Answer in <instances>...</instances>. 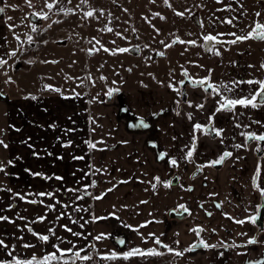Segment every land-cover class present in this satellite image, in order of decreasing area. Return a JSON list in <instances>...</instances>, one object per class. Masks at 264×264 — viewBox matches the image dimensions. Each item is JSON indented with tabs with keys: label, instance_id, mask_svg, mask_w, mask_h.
Here are the masks:
<instances>
[{
	"label": "crops",
	"instance_id": "crops-1",
	"mask_svg": "<svg viewBox=\"0 0 264 264\" xmlns=\"http://www.w3.org/2000/svg\"><path fill=\"white\" fill-rule=\"evenodd\" d=\"M31 4V7L40 10L45 0H31ZM28 6L27 0H0V7L5 8V12L0 13V58L4 59L10 48L7 17L15 13L23 15ZM77 9L72 14H77ZM70 17L73 16L70 14ZM66 37V45L71 44L73 35ZM155 82L148 85L136 82L122 86L108 85L102 91L93 90L94 87L85 82V85L79 84L78 90L67 93L65 90H46L41 84L39 89L33 91L37 92L32 96L35 99L19 96L8 103L9 146L13 162L9 170V181L4 185L0 199V216L9 218L8 221H0V239L8 245L7 251L20 259L53 252V245L57 244L61 248L75 245V250L83 249L86 252L89 239L99 250L111 251L119 248L111 237L118 227L130 229L125 249L152 246L154 238L149 234L154 233L157 237L166 234L163 214L169 206L180 203L184 196L181 186L165 187V182L177 171L181 177L187 175L194 168V159L198 163L207 164L222 149L232 150L234 154L221 170L218 181L212 182L210 192L218 191L227 206H230L227 199L233 197L236 205L242 208L239 216L234 215L235 221L249 216L255 203L249 191L256 161L251 152L236 145H243L241 129L249 122L251 114L260 122L255 127L264 131V106L256 108L254 113L248 107L237 106L233 111V121L227 123L216 120L214 125L217 129H223L222 134L213 139L206 135L200 137L196 153L193 151L189 159L187 152L193 142L194 125L206 122L210 113L215 116L227 114V111H216L218 101L225 96H246L247 89L238 86L232 95L221 88V95L214 94L212 99L206 101L202 91L194 100V88H189L190 100L194 101L189 100L177 113L174 108L177 91L169 87L170 84L175 87V83L167 80ZM217 85L230 84L228 81H218ZM51 86L61 90L54 84ZM112 88L123 92L126 104L137 116L150 118L157 112L168 110L154 120L156 133L153 139L158 150L166 153V160L159 159L158 150L148 143V131L130 129L126 119L119 116L118 104L107 99V91ZM248 90L252 92L250 87ZM74 92L80 95L76 97ZM197 105H203V108ZM241 110L245 111L244 123L237 117ZM233 126L236 130H233ZM69 129L71 131H67ZM68 141L72 142L71 145L64 147ZM87 141L96 144V148L89 149ZM74 156H82L84 159L76 160ZM171 159L177 160L176 166L170 164ZM260 161V182L264 186V156ZM247 163L248 168L243 171ZM207 169L211 173V169ZM89 171H93L95 186L91 184ZM57 176L63 177V180L55 179ZM155 177L160 178L159 183ZM153 183L156 184L155 189L152 188ZM235 188H238L239 194L232 190ZM68 189L79 191L71 192ZM228 190L230 196L227 195ZM40 192H52L54 196L42 197L37 195ZM86 192L90 195H86ZM78 196L82 199H77ZM97 196L102 198L95 199ZM32 200L36 203H31ZM92 201L93 206L90 205ZM50 204L55 207L49 208ZM227 211L232 212V209ZM61 213L65 215L61 216ZM40 216L45 219L38 220ZM94 216L105 219L93 220ZM235 221L231 224L221 216L215 219L203 234L208 244L216 247L195 254L184 251L181 264H242L246 255L253 258L261 254L264 250V230L257 245L250 247L246 242L253 234L252 229L249 225L242 227ZM64 225L82 235L73 236L65 230ZM193 225L192 220L178 222L171 227L167 237H172L169 239L171 243L180 239L179 246L185 250L194 240ZM29 228L35 233L49 235V241L39 240L28 231ZM174 228L180 231L176 238L172 234ZM100 233L108 235L97 241L95 237ZM58 238H62L63 242ZM26 244L33 247H24ZM225 245L228 246L227 258L222 262L218 250ZM11 258L0 247V259ZM75 264H95V261L91 257L88 261L76 260Z\"/></svg>",
	"mask_w": 264,
	"mask_h": 264
},
{
	"label": "rangeland",
	"instance_id": "rangeland-1",
	"mask_svg": "<svg viewBox=\"0 0 264 264\" xmlns=\"http://www.w3.org/2000/svg\"><path fill=\"white\" fill-rule=\"evenodd\" d=\"M119 1V4L123 5V10L117 15L115 24L112 20L101 17L96 27L89 28L83 18H80L79 11L75 15L71 13L73 17H69L70 19L68 18L64 24L52 29L53 32L49 34L41 54H39L38 63H36V59L33 61L34 57L28 55L25 63L30 64L31 67L27 71L11 76H2L1 74L0 84L4 92L8 93L6 95L8 100L12 101L13 98L19 96L32 97L35 93L33 91L39 89L41 84L44 89H46L45 85L54 84L56 87H60L61 91L65 90L67 93L78 90L79 84L85 82L87 85L91 84L90 86L94 87L93 90L102 91L106 90L108 85L122 86L132 82L148 85L156 83L155 81L167 80L176 83L185 71L188 76L193 78L213 75L219 65L215 63L214 56L206 58L200 51L201 47L196 46L200 35L219 25L225 26L230 33L244 35L251 30L254 22L264 23V0H168L167 5L164 0H140L139 2L146 4V9L141 10L140 13L144 12L148 15V26L151 31L156 32L160 39L171 45L166 50L167 58L152 59V61L141 59L140 61L138 57H131L127 53L103 50V48L115 50L126 47L127 35L136 31V26H132L130 20H126V14L132 18L138 16L131 13V6L136 1ZM112 3L113 0H100L101 8L107 10L108 13L111 8L114 9ZM177 12H183L184 15L179 16L176 14ZM257 12L261 15L256 16ZM156 13H159V16ZM195 14L198 15L196 20ZM8 17H12L11 20L7 19L6 21L8 25H13L12 28L8 27L9 46L13 48L16 46L15 44L26 41L31 34V25L27 20V13L23 15L15 13L14 16ZM227 20H232V23L228 24ZM196 21L198 25H194ZM106 27H110L113 31H104L103 29ZM117 32L121 35L117 36ZM61 34H72L73 42L65 47L57 46L55 42ZM17 36H19V40ZM177 37L185 42L195 40L196 44L172 43V40H176ZM233 39L234 37L231 40ZM231 40H225L226 42L221 40L220 42L228 49L225 59L222 61L224 67L222 65L220 67L221 73L230 77L244 76L248 78L251 76L257 78L264 76V68L258 63V61L264 60V41L249 39L232 44L229 43ZM96 41L100 43L97 44ZM51 42L53 43L51 44ZM92 43L100 47V51H96L93 55H87L86 48L94 47L91 45ZM220 49L218 52L221 53ZM136 64L138 67L135 66L134 71L128 75V67L133 68ZM9 78H11L10 81ZM178 84L179 80L175 89L178 88ZM8 110L6 101L0 100V140L8 145L7 148L0 145V168L3 169L0 171V199L2 198L1 194L3 195L4 185L9 181V170L12 163L8 162H13V158H11L13 154H10L9 146ZM89 172L94 180L93 171ZM90 190L88 191L90 192ZM1 208L2 204L0 203V211H2ZM199 212L197 205L194 206V217L198 216ZM201 225L202 223H198V226Z\"/></svg>",
	"mask_w": 264,
	"mask_h": 264
},
{
	"label": "flooded vegetation",
	"instance_id": "flooded-vegetation-1",
	"mask_svg": "<svg viewBox=\"0 0 264 264\" xmlns=\"http://www.w3.org/2000/svg\"><path fill=\"white\" fill-rule=\"evenodd\" d=\"M136 2L131 6L132 7V11L131 13H133L134 15H138L134 18L127 16L126 20H130V23L132 24V26H136V31L134 33H132L131 35H127V38L125 41H127V46L124 48H128L129 51L126 52L127 54L131 55V57H138L141 61L142 60H158L160 58H167L168 57V53L166 52L167 47H165V45H168L169 43H165V41L163 39H160L159 35L156 32H152L150 27L148 26V15L144 14V12H141V10H145L146 9V4L139 2L140 0H135ZM51 2V1H49ZM120 1L119 0H113V5L114 9L111 8L110 12L108 13L107 10H105L104 8H101L102 4H100V0H87V3H82V0H59V3L50 11L45 4L43 5L42 9H35L33 7H29L27 9V14L28 11L31 9L35 10L37 13H42V12H46L48 13V18L44 19L43 18V23L42 24H38L35 25L38 26V28H36V31H32L33 25H31V36L33 38L32 42H28V40L26 39V41L24 43H20L19 44H15L16 46L13 48H9L8 52L6 54V57H4V59L7 61V64L4 65L3 67H0V75L2 74V76H11L12 74L15 73H22L24 71H27L28 68H30V64L25 63V59L28 57V55H31V57H34V60L36 59V63H37V59H39V54H41V51L44 47V43L46 42V39L49 37V34H51L55 28H57L59 25L64 24L67 20L68 17H70V14L72 12H69L67 15L63 12L60 11V8H64V9H68L71 8L73 9V11L76 9V7H78V11L80 13V18H83L84 22L87 24V26H89V28H94L97 25V22L102 18L105 19H110L112 20V22L115 24V21H117L116 19L118 18L117 15H119V12L121 10H123V5L119 4ZM89 10H95V15L94 17H85L84 13L89 11ZM103 11V14H100V11ZM196 16H194L195 20L198 17L197 14H195ZM137 19V20H136ZM108 23V21H107ZM93 24V25H92ZM194 25H198V22H194ZM198 27V26H197ZM242 32V31H241ZM234 33V32H233ZM151 34V35H148ZM211 34L213 36H218V40L221 42L225 41V40H231L233 37H230V31L226 30V27H221V25H219L217 28H213L210 29L208 31H206L204 34L200 35V40L199 42L196 44V46L198 45L199 47H201L200 51H202L203 56H205L206 58H215L214 61L215 63H217L219 66L217 67L216 71L214 72L213 75H209V76H203V77H199V78H193L190 76H185L184 73L182 75H180L179 77V82L180 81H184V84L181 85L180 83L178 84V91H177V96L175 98V103H174V108L175 111H178L181 109L182 105L187 104L188 102H190V95L188 93L189 88H194V100L196 99V97H198L202 91L203 95H204V100L208 101L210 99H212V97L214 96L215 93H213L212 89H208V91H205L204 87H200V86H194L191 83V79H203L205 77H208V81L207 83H211V84H216L218 81H228L230 86L232 87V89L234 90L236 87L238 86H242L245 87L247 89V95L249 93H253L258 85H249L247 83H237V84H233L232 82H241V81H248V80H264V76L262 77H257V78H253V77H230V76H226L224 75V73H221V65L224 67V64L222 63L223 59H225V53L228 51V49H226L223 46V43H215V47L213 48V50L210 52L208 50V47L214 43V42H206L203 40V37L205 35ZM219 34V35H218ZM55 39L53 38V41ZM66 40L67 37L64 34H61L60 37H58L57 42H55L57 44V46L60 47H65L66 45ZM163 40V43H161V41ZM175 41L174 39L172 40ZM152 42V43H150ZM226 42V41H225ZM53 42H51L52 44ZM91 45H93L94 47L90 48H86V54L87 55H93L95 54L96 51L93 52H89V49L91 48H97L99 49L98 51H100V47H97L94 43H92ZM221 48L220 50H222V52H219V55H216L215 52H218V49ZM219 50V51H220ZM16 51V55L15 56H11L10 53ZM209 51V52H208ZM38 52V55H37ZM163 52L164 55L161 56L159 53ZM84 54V52H83ZM135 55V56H133ZM221 59V60H220ZM163 60V59H161ZM39 61V60H38ZM264 61V60H263ZM263 61H258L259 66H261L262 63H264ZM222 63V64H220ZM138 64L134 65L133 68H129L128 67V75L130 73H132L134 71L135 66H137ZM86 66V65H85ZM220 72V73H219ZM188 74V73H187ZM89 78V77H88ZM178 80L176 81V83L178 82ZM175 83V85H176ZM206 87V85H205ZM250 87V89L252 90V92H250V90H248ZM176 88V86H175ZM233 90L231 91L232 95H233ZM200 91V92H199ZM37 92H35L34 94H36ZM39 93V92H38ZM41 93V92H40ZM43 93V92H42ZM41 93V94H42ZM0 94H4V98L0 100H4L7 103V107H8V103L10 102L8 100V93L4 92V90L1 87L0 84ZM109 97V96H108ZM107 97V99H108ZM235 98V97H234ZM109 101H115L116 104H118V113L119 116L126 119V122L128 124V126L130 127V129H139V130H146L149 132V139H148V143L152 144L153 146H155L156 151L158 150V145L156 144V141L153 140L154 139V135L156 133V128H154V120L156 118H158L161 114H165L166 112H168V110H162L160 112H157L155 114H153L152 116H150V118H144L142 116H137L134 113H132V111L130 110L129 106L126 104V100H125V96L123 94L122 91H117L114 92L113 95L111 96L110 99H108ZM190 100V101H189ZM193 100V101H194ZM191 101V102H193ZM239 106V105H238ZM219 107V106H218ZM217 107V108H218ZM240 107V106H239ZM252 112L255 110L251 107H248ZM235 111V109L233 110ZM232 112L227 111V114H223L222 116H215L214 113H210L207 116V121L204 123H199L202 126H205L204 128L200 129V130H196L194 128V138L192 145H191V149L193 150V146H194V153H196L195 150H197L198 145H199V140L200 137L206 135L207 138L213 139V138H217L219 136H216L215 133H210V134H205V129L207 128H216L215 127V121L217 120H223L227 123L233 121L234 119V114ZM9 112V110H8ZM254 113V112H253ZM256 113V111H255ZM244 114L245 111L241 110L239 111L237 117L238 120L244 123ZM8 115V113H7ZM209 117H212L211 121H209ZM143 119L145 124H148L147 128H139V127H134V125L139 124L140 120ZM132 121V122H131ZM258 121L257 118H255V116L253 114H251L249 122L245 123L246 125L241 129V135L242 133H248V132H255L257 134H264V131H261L259 128H256V122ZM233 130H236V127L233 126ZM242 137V144H245V136H241ZM264 141H247V146L244 147V149L248 150L249 152H251L253 154V157L256 161V166H255V170L253 173V177L256 175L257 172V167L259 166V169L261 168V159L264 156ZM257 147H259L262 151L259 154V151H257ZM157 152L161 153L162 150H158ZM224 152H231L232 156L234 154V152L232 150L229 149H222V151L215 155L214 157L210 158L208 160L207 164H203V163H198L195 161L194 159V168L188 172L187 175H185L184 177H181L182 175L177 171L175 172L172 176H170V180L172 178H174V176H176L178 178V182L176 184H171V186L173 187H179L181 186L183 188V192H184V196H183V200L180 201V203H175L171 206H169L165 212H164V218L166 220V234H164V236L160 237V239L162 240L163 244H167L170 247L178 250V251H184L180 246V239L179 241H174V243L170 242V238L172 239V237L168 236V232L171 229V227L174 224H177L178 222H188L190 220H192V222L194 221V228L193 229H204L203 231L199 232V235L196 234V232L193 231L194 233V240L191 241L190 245L188 246L187 249L191 248V251H185V252H189V253H197L201 250H204L206 248H204L202 245H199V241L203 240L205 241L207 244V238H204V230H207V226L209 227L210 224H212L214 222L215 219H217L219 216L225 218L228 222H230L231 224H234L235 221V216H239L240 214V208L238 205H236V202L233 200V197H229L227 200L229 201L230 206H227L225 204V202L221 199V197L219 196V192L218 191H214V192H210L211 191V187L213 185L212 182H216L219 179L220 176V172L221 170L226 166V164L228 163L227 161L232 158L231 157H227L224 159V161L221 164H216L213 165L211 162L214 160H217L220 158L221 155H223ZM158 153V154H159ZM201 156V154H200ZM167 156H165V158L163 160H166ZM234 164V163H233ZM207 167H209L211 169V173L208 172ZM248 168V163L242 168L243 171H245ZM90 173V172H89ZM253 177H252V182L250 185V195H251V199L254 200V209L252 210V212L249 214H253L257 211V206L259 205H264V196L261 195L259 189L257 187L254 186L253 184ZM92 180V179H91ZM95 180H92V182ZM92 184V183H91ZM256 184H258L261 188H264V186H262L261 182H260V175L259 178L256 180ZM233 191H235V193L239 194V190L238 188L232 189ZM89 192V191H88ZM91 192V191H90ZM89 192V193H90ZM228 196H230L229 190H228ZM231 196H234V194H232ZM185 205L188 209L189 212L185 213L183 217H179V216H172L169 215L171 210L173 211V209H177L178 205ZM243 204H246L245 202ZM91 206L92 203L90 204ZM199 208L200 212L198 213V216L194 217V206ZM219 205V207L217 206ZM227 209H232V212L227 211ZM242 209V208H241ZM260 218H262L263 220H261L260 218L258 219L261 220L260 223H256L255 225L250 223V222H245L244 224H241L242 227L249 225L250 228L253 231V234L250 236L251 237H255L256 240L259 242L260 241V237L261 234L263 232L262 229H264V208H260ZM174 213L176 212V214L178 215L179 212L177 211H173ZM210 213V215H209ZM246 218H244L245 220ZM198 223H202V227L198 226ZM197 226V227H195ZM229 229V228H226ZM179 232V233H178ZM130 233V229L126 228V227H118L115 228V231L111 234V237L113 239H115V242H117L118 244V249L115 250H99L95 244L93 243L92 240H88V249L86 250V252H81V255H89L91 256L94 261L95 264H116L114 263V260H107V259H102L103 256L110 254L111 252L115 251L118 255H121L123 252L129 251L128 249H125V243L123 245L119 244L118 241L119 240H126V236L127 234ZM172 234L173 237L176 238V236H178L180 234V231H178V229L174 228V230H172ZM178 242V243H177ZM194 245H196L195 247H193ZM257 245V244H254ZM254 245H249L254 246ZM156 247L158 248L159 251L164 252V255H162L165 259L167 258L168 260V264H181L180 259L184 256H175L174 253H169L167 252V250L165 248L162 247V245H152V246H145L142 247L141 249H148V248H153ZM227 245L223 246L220 250H218L219 254H220V260L223 262L224 260H226L227 258ZM75 251V249H74ZM184 252V254H185ZM51 253V252H50ZM35 255V254H34ZM38 258L43 257L44 255H35ZM31 258V257H30ZM249 261H262L264 262V250L261 252V254H259L256 257H250V255H246L245 259L243 261L242 264H249ZM55 262V261H54ZM57 263V262H55ZM128 264H138L134 261H127ZM59 264H63V261H60ZM69 264H71V261H69ZM186 264V262L184 263ZM222 264V263H221Z\"/></svg>",
	"mask_w": 264,
	"mask_h": 264
},
{
	"label": "snow or ice",
	"instance_id": "snow-or-ice-1",
	"mask_svg": "<svg viewBox=\"0 0 264 264\" xmlns=\"http://www.w3.org/2000/svg\"><path fill=\"white\" fill-rule=\"evenodd\" d=\"M29 7L32 6L31 4V0H27ZM165 4H168V0H164ZM59 3V0H51V2H49V0H45V6L51 11L57 4ZM82 3H87V0H82ZM169 7L171 5H168ZM14 7V6H13ZM60 11H63L66 15L69 12H72L73 9L68 8V9H64V8H60ZM5 12V8L4 7H0V13H4ZM100 14H103V11H100ZM179 16H183L184 13L183 12H177L176 13ZM37 15L42 16L44 19L48 18V13L46 12H42V13H38ZM85 17H94L95 15V10H89L87 12L84 13ZM157 16H159V13H156ZM261 14L259 12L256 13V16H260ZM163 18V17H162ZM8 20H11L12 17H7ZM228 24L232 23V20H227L226 21ZM9 28H12L13 25H8ZM104 31L107 32H112L113 30L110 27H106L105 29H103ZM32 31H36V27L35 25H33ZM117 36H120L121 33L117 32L116 33ZM219 35V34H218ZM229 35H232L234 37L233 40L229 41V43L232 44H236L238 42L241 41H245V40H249V39H258L261 41H264V23H260V22H254V26L251 27V30L244 35H237L236 33H230ZM17 39L19 40V36H17ZM28 42H32L33 38L32 36H28L27 37ZM203 40L206 42H214L212 43L209 47L208 50L212 51L213 48L215 47V43H220V41L218 40V36H213L211 34L205 35L203 37ZM188 43L191 45H195L196 41L195 40H189V41H183V40H179V38L177 37L175 41H173V43ZM97 44H99V41H96ZM114 43V42H113ZM163 43V41L161 42ZM101 47H103L101 45ZM165 47H171V45H165ZM99 49L97 48H91L89 49V52H93V51H98ZM103 50L105 52H109V51H113V52H120V53H126L129 51L128 48H118L115 50H110L107 48H103ZM161 56L164 55L163 52L159 53ZM216 55H219V52H215ZM11 56H15L16 55V51H13L10 53ZM45 63H47V61H45ZM53 63H56V61H53ZM7 64V61L3 58H0V67H3L4 65ZM261 67L264 68V63L261 64ZM184 75L187 77V71L184 72ZM11 78H9L10 81ZM103 79V77H102ZM191 83L194 86H200V87H204L205 91H208V89H212L213 93L217 94V95H221V88L224 89L225 92H231L233 89L230 85H216V84H211V83H207L208 81V77H205L203 79H191ZM7 82V81H6ZM181 85L184 84V81H180L179 82ZM233 84H237V83H247L249 85H258L257 89L253 92V93H249L246 96L243 97H238V98H230V97H223L221 100L218 101V105L219 107L216 109L217 112L219 111H229L232 112L238 105L239 106H243V107H251L253 109L259 108L261 106H264V80H248V81H241V82H232ZM206 85V87H205ZM169 87H173L174 90L175 87L173 85H169ZM45 88L48 90H53L56 92H60L61 90L58 88H53L51 85H45ZM119 91V89H109L107 92V95L109 97H111L113 95L114 92ZM80 94L79 93H75L74 92V96L78 97ZM64 98H68V97H64ZM32 99H35V97H32ZM197 107L199 108H203V105H197ZM189 118H191V115H189ZM212 117H209V121H211ZM256 123H260L259 121H257ZM135 127H144L147 128L148 125L144 123L143 119L140 120L139 124L134 125ZM205 126H202L199 123H196L194 125V128L196 130H200L202 128H204ZM67 131H71V129L67 130ZM215 133L216 136H220L223 132V129H217V128H207L205 129V134H210V133ZM243 136H245V144L244 145H236V147H246L247 146V141H264V134H257L255 132H248V133H242ZM71 141H68L67 144H64V147H68L71 145ZM87 146L89 149H94L96 148V144L92 143L91 141H87ZM0 145H2L3 147L7 148L8 145L5 144L3 142V140H0ZM193 150H194V146H193ZM193 150H189L187 152V158H191L193 156ZM257 151H260L261 149L259 147H257L256 149ZM166 156V153L161 152L159 153V159L163 160ZM232 153L231 152H224L223 155L220 156L219 159L212 161L211 163L213 165L216 164H221L225 158L227 157H231ZM73 159L76 160H82L84 159V157L82 156H74ZM9 164L12 163V161L8 162ZM170 164L172 166H176L177 165V160L176 159H171L170 160ZM3 169L0 168V171H2ZM259 174H260V169L259 166L257 167V172L256 175L253 177V184L255 187H257L261 193L262 196H264V188H261L258 184H256V180L259 178ZM35 175L39 176L41 175L40 173H35ZM48 179H51V177H48ZM55 179L57 180H63V177H55ZM155 180L159 183L160 182V178L159 177H155ZM126 182V181H124ZM96 181L92 182V186H95ZM171 186V181L165 182V187H170ZM152 188L155 189L156 188V184L153 183L152 184ZM10 191V190H9ZM68 191L71 192H77L79 191L78 189H68ZM108 191H112V189H109ZM86 195H90L89 193H85ZM37 195L39 196H49V197H53L54 194L52 192H40ZM101 196H97L95 197V199H101ZM21 199H24V197H21ZM77 199H82V197H77ZM31 203L35 204L36 201L32 200L30 201ZM141 203H146V201H141ZM219 207V205H217ZM49 208H54L55 205H48ZM65 207H67V205H65ZM260 208H264V205H259L257 206V211L251 215H249L248 217H246L245 220H236L235 223L237 224H244L245 222H250L252 224H256L258 219L260 218ZM173 211H177L179 212L181 215L183 213H187L189 212V209L181 204L178 205L177 209H173ZM61 216H64L65 213H61ZM114 215V214H113ZM210 215V213H209ZM38 220L43 221L45 219V217L40 216L37 217ZM100 219H105L104 217H93V220H100ZM9 218L7 216H0V221H8ZM14 223V221H11ZM81 227H83V225H81ZM128 227H131L130 225H128ZM64 228L67 232L71 233L73 236H81L82 234L80 232H73L72 228H69L67 225H64ZM264 230V229H262ZM29 232H32V234L34 236H36L39 240L44 241V242H48L50 237L49 235H44V234H39V233H35L33 232V230L31 228L28 229ZM192 231L196 232L197 235H199L200 231H203V229H192ZM49 232H52V229H49ZM54 234V233H53ZM108 234L105 233H100L99 235H97L95 237V239L97 241L105 239L106 236ZM243 235V234H242ZM150 237L154 238V244L155 245H162L163 248H165L167 250V252L169 253H174L175 256H183L184 255V251H191V248L189 249H185L184 251H178L172 247H170L167 244H163L162 240L160 239V237L155 236L154 233H150L149 234ZM61 239V242H63L62 238H58ZM70 243V242H69ZM119 244L123 245L125 243L124 240H119L118 241ZM178 243V242H177ZM248 245H254L257 244L258 241L256 240L255 237H251L247 239L246 242ZM199 245H202L204 248H209V247H216V245H209L207 244L205 241L200 240L199 241ZM196 245H194L193 247H195ZM0 247L4 248L5 251L7 252V255L9 257H12L10 260H5V259H0V264H52V262H57V264H59L60 261H63V264H69V261H71V264H75L76 260H81V261H88L91 260V256L89 255H81V252L83 251V249H79V250H75V245L68 247V248H61L59 246V244L57 245H53V247L55 248V251L51 252V253H47L45 254L43 257L38 258L35 255H33L30 259H20L17 258L15 256H13V253L10 251H7L8 249V245L5 244V241L3 239H0ZM24 247H33V245H24ZM123 259L127 260L130 257L133 256H141V257H147V256H162L164 255V252L159 251L158 248L153 247V248H148L146 250L138 248V247H134L132 249H130L129 251L123 252L122 254ZM118 258V254L113 251L108 255H105L102 257V259H107V260H115ZM249 264H264V262L262 261H249Z\"/></svg>",
	"mask_w": 264,
	"mask_h": 264
},
{
	"label": "trees",
	"instance_id": "trees-1",
	"mask_svg": "<svg viewBox=\"0 0 264 264\" xmlns=\"http://www.w3.org/2000/svg\"><path fill=\"white\" fill-rule=\"evenodd\" d=\"M168 259L164 258L163 256H147V257H141V256H133L129 259L125 260L123 259L122 255H118V258L114 260V263L116 264H128L127 261H134L138 264H168Z\"/></svg>",
	"mask_w": 264,
	"mask_h": 264
},
{
	"label": "water",
	"instance_id": "water-1",
	"mask_svg": "<svg viewBox=\"0 0 264 264\" xmlns=\"http://www.w3.org/2000/svg\"><path fill=\"white\" fill-rule=\"evenodd\" d=\"M38 13L35 11V10H33V9H31L30 8V10L28 11V14H27V16H28V18H27V20L29 21V23L31 24V25H33V24H35V25H40V24H42L43 23V17L42 16H40V15H37ZM36 28H38V26H36ZM5 96H4V94H0V98L1 99H3ZM111 97H108V99H110ZM132 122V121H131ZM148 125V124H147ZM135 127V126H134ZM139 128H144V127H139ZM264 143V142H263ZM262 151H259V154L261 153ZM178 182V178L176 177V176H174V178H172L171 179V184H176ZM184 214L185 213H183L182 215L179 213L178 215L176 214V212L174 213L172 210H171V212H170V214L169 215H172V216H179V217H183L184 216ZM261 220H263L262 218H260ZM261 220H259V221H257V223H260L261 222Z\"/></svg>",
	"mask_w": 264,
	"mask_h": 264
}]
</instances>
